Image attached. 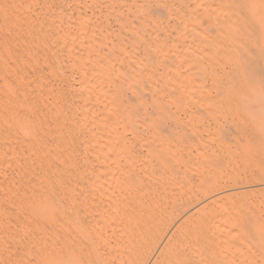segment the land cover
Returning a JSON list of instances; mask_svg holds the SVG:
<instances>
[{
  "label": "bare ground",
  "instance_id": "1",
  "mask_svg": "<svg viewBox=\"0 0 264 264\" xmlns=\"http://www.w3.org/2000/svg\"><path fill=\"white\" fill-rule=\"evenodd\" d=\"M38 1L0 0V236L4 231L11 236L8 226H14L18 220L11 222L19 217L31 222L32 218H49L55 213L54 207L58 206L57 211L63 206L68 208V223H73L71 230L66 227L68 233L64 232L70 233L71 239L65 234L68 241L61 239L63 245H54L50 251L41 247L44 250L39 253L33 250L31 257L36 255V264H149L173 229L153 264H213L211 254L232 250L228 242L237 239L231 241L233 235L251 234L242 229L241 233L236 232L238 221L234 216L238 213L231 211L233 216L228 211L232 217L225 209L228 207L224 201L234 195L231 191L221 192L226 182L221 167L227 156L235 160L242 155L243 163L252 167L255 164L250 163L249 157L262 159L259 164L264 160V0H154L155 7L152 0H71L77 17H69L68 12V16L59 12L60 16L52 17L56 22L53 20L51 27L56 34L51 37L56 44L50 43V49L61 48L69 63L65 67L69 66L78 78L79 89L73 96L78 103L72 118L69 110L73 106L68 109L65 99L64 103L55 98L60 92L54 94L58 87H54L55 91L49 87L46 77L43 79L45 72L39 76V69L38 78L33 79L38 65H42L35 58L41 57L40 47H46L47 42L43 34H35L33 22L24 18L30 17L31 7L42 5ZM51 5L54 8L56 3ZM36 8L32 10L35 12ZM99 9L107 13L104 21L110 17L117 22V32H112L115 35H111V30L93 27L90 17L94 15L98 20L100 17L95 16L100 14ZM88 10L92 16H87ZM51 12L49 16L56 11ZM48 25L41 29L50 30ZM33 33L38 36L36 40L31 39ZM23 38H30L36 45L29 43L20 54H13L9 48L24 44ZM46 49L50 50H43ZM57 50L54 48L51 53ZM54 54L45 56L44 62L61 59L55 57L58 52ZM46 68L52 75L48 74V78L63 79L58 78V68L49 71L47 64ZM239 76L246 82L243 91L252 94L249 109L246 106L247 116L235 122L242 135L239 141L245 142L246 147L228 139L232 134L229 130L236 127L221 121L227 102L208 94L213 90L218 95L235 92ZM206 79L209 84H205ZM198 102L213 115L217 113L214 131L204 130L206 134L201 135L196 130V134L191 128L193 122L191 125L188 120L179 123L182 131L178 138L158 132L156 126L160 128L166 121L178 124L177 111ZM214 107L221 110L215 108L214 112ZM172 109L173 113L165 115ZM134 125L153 129L144 143L146 153L139 156L143 155V160L138 155L134 157L131 147L125 145L124 132ZM218 131H229L230 137L217 135ZM138 135L134 132L132 137L139 138ZM211 172H215L210 176L214 178L209 177ZM238 179L234 174L228 182L236 184ZM234 191L236 197L239 190ZM235 203L242 209L239 202ZM196 205L198 210L186 217V212ZM63 208L58 211L60 215L64 214ZM22 222L17 225L23 226ZM66 222L62 223L63 230ZM241 223L237 224L244 228ZM26 227L25 230L30 229ZM22 229V234L17 230L20 235H24ZM54 253L56 256L51 259L49 254ZM28 260L24 264H30Z\"/></svg>",
  "mask_w": 264,
  "mask_h": 264
},
{
  "label": "rangeland",
  "instance_id": "2",
  "mask_svg": "<svg viewBox=\"0 0 264 264\" xmlns=\"http://www.w3.org/2000/svg\"><path fill=\"white\" fill-rule=\"evenodd\" d=\"M39 1H41L40 2V4H42V5H40V7H42V8H44L43 10H42V8H41V10L40 9H38V8H40V7H38V8H36V6L35 7H31L29 10H31V12L29 11H27L29 14L28 15H30V17L28 16V17H26V18H24L25 20H27V22L28 23H30L31 22V24H32V22H33V26H32V28H33V31L35 32V34L36 35H39V34H43V35H41L42 37L43 36H45L44 37V39L46 38V42H47V46L46 47H40V49L42 50L39 54H41V57H40V55L39 56H37L35 59L36 60H41V62L38 60V62H39V64L41 65H43L44 67H42V69L44 68V70H42L41 69V66H39L38 65V70H37V74H35V76H34V78L33 79H37L38 78V73L40 74L39 76H44L45 74V76L43 77V79L45 78V81H47L46 83H48V85H49V87H51L52 86V88L54 89V91L56 90L55 88H57L58 90H56V92H54V94H56L57 95V93L58 92H60L58 95H60L59 97H61V98H59L58 97V95L55 97L56 99H61V100H63V102L66 100V105H68L67 107H68V109L69 108H71L70 106H73V109L70 111L69 110V112H71V114L69 113V116L70 115H72L73 116V114H74V112L73 111H75V108H76V105L75 104H77L78 103V101H76L74 98L77 96V90L79 89V84L77 83L78 82V78H77V75L75 74V73H73L69 68V66H68V68L67 67H65V64L66 65H69V63L67 64V59H66V57H64L65 56V54H64V52L61 50V48L58 46V47H55V46H53V50H51L52 49V45L50 44V43H54V45L56 44L55 42H54V40H52V37H51V35H55L56 34V31H54V28L53 27H51V25L53 26V24L56 22L54 19V15H56V16H60L61 14V12H63V13H71V15H69L68 13L66 14L67 16L69 15V17L71 16L72 18H76L77 17V12H75V10L73 9V4H72V2L73 1H69V0H60V2H59V0H56V1H58V3H59V5H57L58 3L55 1V0H51V2H50V0L48 1V0H39ZM38 1V2H39ZM46 1V2H45ZM48 1V2H47ZM54 1V2H53ZM62 1V2H61ZM53 2V3H52ZM153 2H154V0H152V4H153ZM46 3H48L49 5H51V4H54L55 5V3H56V7L54 6V8H51L53 5H51V6H49L48 4H46ZM155 3V2H154ZM43 4H44V6H43ZM61 4V5H60ZM156 4V3H155ZM46 5H48L46 8H45V6ZM67 6V7H69V6H71V8L69 7V8H62L63 6ZM60 6V7H59ZM153 7H155V5L153 4L152 5ZM48 7H50L49 8V10H48ZM34 8H36V10H35V12H34V10H32V9H34ZM59 8V10H57ZM62 8V9H61ZM54 9H55V13H52V12H54ZM69 9V10H68ZM71 9V10H70ZM46 10L47 11H49V12H51V10H52V16L50 17L49 16V12L48 13H45L46 12ZM61 10V11H60ZM64 10V11H63ZM67 10V11H66ZM100 10V14L99 13H97V12H99L98 10L96 11V15L97 16H95V17H100V18H98V20H96L95 18H94V15H93V13H92V15H91V12H90V10H88V12L86 13L87 14V16H92V17H90L91 19H92V21H93V27L95 28L96 27V29H98V30H107V31H109V30H111L110 32L112 33L114 30H115V28L117 29V26H118V24H117V22H115V20L113 19H111L110 17H108V21L106 20V21H104L107 17V13L105 12V9H99ZM40 11V12H39ZM45 11V12H44ZM102 11V12H101ZM45 13V18H43L44 16V14L43 13ZM58 12V13H57ZM60 12V13H59ZM75 12V13H74ZM40 13V14H39ZM103 13V15L105 16H103V15H101ZM33 14V16H31ZM35 14V15H34ZM39 14V19L40 20H42L43 21V19H44V21L45 20H48V22L46 23V21L43 23L42 21H40V23H39V21H37L38 20V18H37V15ZM41 15V16H40ZM63 15V14H62ZM65 15V14H64ZM100 15V16H99ZM34 16H35V18H37V19H35L34 18ZM43 16V17H42ZM48 16V18L49 19H47L46 17ZM104 18H103V17ZM24 17H25V15H24ZM40 17H42V18H40ZM52 17L54 18L53 20L55 21V22H53V20H52ZM34 20H36V21H34ZM103 18V19H102ZM29 19V20H28ZM31 20V21H30ZM51 21V24H50V21ZM100 20V21H99ZM95 21H97V22H95ZM104 21V22H103ZM107 22H109L110 24H108ZM115 22V23H114ZM34 23H37V24H34ZM99 23H100V25H102L103 26V29H102V27L99 25ZM102 23V24H101ZM105 23V24H104ZM30 24V25H31ZM39 24H41L40 26H41V28L44 26H46V24L51 28L50 30H48L49 28L47 27V31L45 32V30H46V28L44 29H41V28H38L39 27ZM96 24V25H95ZM107 24V26L108 25H110L111 27H108L107 28V26H105ZM112 24V25H111ZM43 25V26H42ZM116 25V26H115ZM37 26V27H36ZM97 27H99V28H97ZM34 28H35V30H34ZM38 29V31H37V29ZM53 28V29H52ZM105 28V29H104ZM112 28V29H111ZM44 30V32L42 33V31ZM37 32H39V34H37ZM41 32V33H40ZM47 32H48V35H46L47 34ZM109 32V33H110ZM116 32H117V30H115L113 33H115L116 34ZM55 33V34H54ZM111 34V35H115V34ZM34 33H33V35H35ZM45 34V35H44ZM33 36V38H31V39H34L35 37H38V36ZM21 36V35H20ZM26 36H28V34L26 35ZM40 36V35H39ZM49 37V38H48ZM51 37V38H50ZM115 37L114 36H112V40L114 39ZM25 39H27V40H25ZM23 38L21 41L23 42L24 41V44H22L23 45V47H22V45H20L19 47L18 46H11V48H9V50L12 52L13 51V54H20V51H22V49L24 50L25 49V47L27 48V46L28 45H30V46H32V44H33V46L34 45H36L35 43V41H31L30 40V38ZM37 38H35V40H36ZM10 41H12V39L10 38ZM25 41H26V43H25ZM28 41V42H27ZM31 41V42H30ZM48 41H50V42H48ZM33 42H35V43H33ZM30 43V44H29ZM50 44V45H49ZM29 47V46H28ZM49 47V49L51 50V51H54V48H56V50H57V48H59L60 50H57V51H55V52H52L53 54L55 53V54H57V52H58V56L57 55H55V57H59V58H61L60 60L59 59H57L56 58V60L57 61H59V63L61 64H59V63H57V61L55 62V61H53V60H49V61H46V62H44L45 61V56H47V55H49V51L50 50H48V49H46V50H43L44 48H48ZM43 51H44V53H45V51H46V55H44V53H43ZM51 51H50V55L52 54L51 53ZM60 51V52H59ZM42 53H43V55H42ZM48 53V54H47ZM59 53H61V56H60V54ZM49 55V56H50ZM43 56V57H42ZM53 56V55H52ZM41 59H40V58ZM45 57V58H44ZM54 57V56H53ZM62 57H63V60H62ZM66 60H65V59ZM43 59V60H42ZM52 61V62H51ZM62 61V62H61ZM66 61V62H65ZM50 64H49V63ZM64 62V63H63ZM47 64V66L49 67L48 69H49V71L51 70L52 71V69H54L53 67H56V68H58L57 69V71H58V75H56V76H58V78H63V79H56L57 77H55V76H53V77H50V78H52V79H50V78H48L49 77V75H51V72H48V70H47V68H46V64ZM56 64H58V65H56ZM64 64V67L62 66ZM53 65V66H52ZM61 66V67H60ZM40 67V68H39ZM46 68V69H45ZM55 68V69H56ZM63 68V69H62ZM65 68V69H64ZM39 69L41 70V71H39ZM62 69V70H61ZM70 70L72 73H70L68 70ZM60 70H61V72H60ZM65 70V71H64ZM39 71V72H38ZM62 71H63V74H62ZM44 73L45 72V74H42V73ZM42 74V75H41ZM49 74V75H48ZM72 74V75H71ZM48 75V76H47ZM65 75V76H64ZM52 76V75H51ZM63 76V77H62ZM70 76H72L73 78L71 79V77ZM37 77V78H36ZM50 79V80H49ZM56 79V80H55ZM48 80H49V82L51 83H49L48 82ZM51 80H52V82H51ZM53 80H55L56 82H55V84H54V81ZM223 80V83H226V79L224 78V79H222ZM205 81H207V79L205 80ZM209 81V80H208ZM207 81V82H208ZM236 81H237V90L235 91V92H231V91H227V93L228 94H221V95H218L214 90H213V92L212 93H208L209 94V96L211 97V98H220V99H224V101L225 102H227L226 104H225V110L223 111L222 110V116H224V118H223V120H225V122H223V120L221 119V121H222V123L223 124H227V125H234L235 126V122L237 121H239L240 119H241V117H243V116H247V111H246V106H247V104H248V106H247V109H249V107H250V103H249V98H251L252 97V94H250V93H245V91H243V88L246 86V82L243 80V78H242V76H239L238 78H236ZM205 83V84H209V82L208 83ZM62 83V84H61ZM53 84V85H52ZM73 84V85H72ZM55 85V86H54ZM62 85V86H61ZM72 86V87H71ZM55 87V88H54ZM238 87H239V89H238ZM63 89V91L62 90H60V89ZM70 89V90H69ZM77 89V90H76ZM76 90V91H75ZM63 93H62V92ZM242 92L241 94H240V92ZM65 92V93H64ZM218 95V97L216 96V94ZM236 93V94H235ZM62 94H64V95H62ZM66 95V96H65ZM75 95V97H73ZM62 96H65V97H62ZM209 97V98H210ZM67 98V99H66ZM70 98H72V99H70ZM65 99V100H64ZM69 102H68V101ZM71 100V101H70ZM77 100H79L78 98H77ZM248 100V101H247ZM242 101H245L244 103L242 102ZM72 103L73 104V102H74V104L72 105L71 103L70 104H68V103ZM77 102V103H76ZM200 104V102H198L197 103V105H195V106H197V108L195 109L194 107H191V108H185V110H183V109H181V110H176L178 113H176V115L177 116H180L177 120H178V124H177V122L176 123H174V124H172L173 122H171V123H168V122H170V121H166V122H164L165 123V125H164V123L162 124V125H160V128H159V126H156V128L159 130L158 132H160L162 135L163 134H165V133H167V134H169V135H174V137L175 138H178V134H180V131H182V128L179 126V123H180V125H181V123H185V122H188V120H190V124H191V122H193L191 125V128L193 129V130H195V133L196 134H198L197 132H199L201 135H205L206 134V132L205 133H203L204 132V130H209V131H214V128H213V126L215 127V120H214V117H216L217 116V113L215 114V115H213V113L210 111V110H208V109H206L205 110V108H204V106H203V104L202 105H199ZM74 105H75V107H74ZM202 108H201V107ZM198 107H199V109H198ZM217 109V107H214V109H213V111L215 112V110ZM220 108V107H219ZM242 108V109H241ZM188 109H190V110H188ZM204 109V110H203ZM224 109V108H223ZM188 110V111H187ZM192 110V111H191ZM217 110H219V109H217ZM221 110V109H220ZM219 110V111H220ZM175 110L174 109H172L170 112L168 111V112H166L165 113V115H167V116H169L171 113H173ZM184 111H186V113L184 112ZM205 111V112H204ZM201 112V113H200ZM73 113V114H72ZM168 113V114H167ZM170 113V114H169ZM188 113V114H187ZM195 114V115H194ZM225 114V115H224ZM141 115V114H140ZM189 115H190V119H189ZM192 115V116H191ZM209 115H211V116H209ZM212 115H213V119H212ZM204 116V117H203ZM71 117V116H70ZM199 117H201V118H199ZM209 117H210V119H209ZM226 117V118H225ZM72 118V117H71ZM202 118H203V120H202ZM227 118H229V119H227ZM231 118V119H230ZM207 119V120H206ZM216 119V118H215ZM201 120H202V122H203V124H202V122H201ZM205 120V121H204ZM231 121L230 123H229V121ZM235 120V121H234ZM208 121V122H207ZM228 121V123H226ZM171 124V125H170ZM208 124H209V126H208ZM174 125V126H173ZM203 125H204V127L206 128H204L203 127ZM142 125H134V127H130V128H132L133 129V131H125L124 133V135L126 136V140H125V145H126V147L127 148H129L130 149V147H131V150H130V152H131V154L134 156V157H136L137 155V157H139L140 156V154H145L146 153V149H145V146H144V143H145V145L147 144L146 143V139L147 138H149V136H151L150 134L153 132V129L151 128V127H148V128H150V130H147V128L145 129L144 127H141ZM172 126V127H171ZM176 126H179V127H176ZM155 127V126H154ZM153 127V128H154ZM236 127V130H229L228 131V133H229V135L231 136H229V135H227L228 133H227V131H226V134H225V132H222V134H220V132L218 131L217 132V135H218V133H219V135H223V136H226L227 138H228V136L230 137V138H228V139H230L231 140V142L232 141H234L233 143H234V145H235V143H239V145H241L242 147H246V143L245 142H242V141H239L240 140V137L239 136H242L241 134H240V129H239V127L238 126H235ZM148 132H144V129ZM177 129V130H176ZM239 129V130H238ZM193 130H191V131H193ZM196 130H197V132H196ZM120 131H122V129L120 130ZM151 133H150V132ZM190 131V132H191ZM134 132H136L137 133V135L139 136V138H137V137H132V136H134ZM164 132V133H163ZM189 132V133H190ZM194 132V131H193ZM216 132V131H215ZM192 133V132H191ZM203 133V134H202ZM166 135V134H165ZM232 135L234 136V137H232ZM143 136V137H142ZM142 137V138H141ZM141 138V139H140ZM234 140H233V139ZM135 139H139V142L143 139H145V142L144 141H141L140 143L138 142V141H136ZM237 139V140H236ZM127 141V142H126ZM235 141H237V142H235ZM244 144V145H243ZM129 145V146H128ZM134 145V146H133ZM143 145V146H142ZM233 145V146H234ZM143 147V148H142ZM235 147V146H234ZM132 148H133V150H132ZM135 149V150H134ZM140 149V150H139ZM143 152V153H142ZM83 153V152H82ZM136 153V154H135ZM238 153H240V152H238ZM131 155V156H132ZM143 155L141 156V157H139V159H141V160H143ZM245 155H247V156H249V152H246L245 153ZM132 156V157H133ZM241 157V158H240ZM237 156L236 157V159L234 160V158H232L231 159V157L229 156H227V157H225V159H224V162L222 163L223 164V166L221 167V169L222 168H224V170L222 169H220L222 172H221V174L222 175H224V179H225V183H224V185L222 184V187H224V188H222L221 187V192H229V191H231L232 193H231V195H234L235 196V191L234 190H239L237 193H236V195L238 196H236L237 198H240V199H238V200H236V197H234V196H231L230 198L232 199V200H235V202H239V204H240V206H241V208L243 209L244 208V210L245 211H242V209H240V207H237V206H239L238 205V203H235L234 201H232L231 199H229V198H226L227 200H223L224 202H227V203H225V207H228V208H225L226 209V211H227V213H228V211L229 212H234L235 214L236 213H238L237 215L239 216V213H240V211L242 212L241 214L242 215H240L239 217L237 216V215H235L234 216V213H232L231 212V214L235 217V218H237V219H235V220H237L238 222L237 223H241V221H242V223L240 224V225H242L244 228H240V226L237 224V223H235V225L236 226H238V228H237V230H236V232H239V233H241L242 232V230H243V232H244V230H245V232H247L248 234H250V235H247V234H245L244 235V233H241V234H238V235H240L239 237L238 236H236V234L235 235H233L234 237H232V238H230L231 239V241L233 240H235L236 239V237H237V239H238V241H234V242H230L228 239H227V241H229L228 242V248H231L232 250L231 251H229L228 249H226V250H223L224 252H215V254H211V259H212V263L213 264H264V160L261 162V164H259L258 163V161H260V160H262V159H260L259 158V160H258V158H256V159H254V157H249V161H250V163L251 162H253L254 161V164H255V166H251V165H246V164H244L243 163V157H242V155L241 156ZM251 158H253V159H251ZM138 159V160H139ZM241 162H240V161ZM124 163V162H123ZM229 163H230V165H229ZM233 163V164H232ZM235 163V164H234ZM238 165V166H237ZM258 165V166H257ZM236 168H235V167ZM249 166V167H248ZM238 167V168H237ZM258 167V170L259 171H257V169L255 170V168H257ZM244 168V169H243ZM230 169V170H229ZM239 171H240V173H239ZM242 171V172H241ZM246 172V173H245ZM215 172H211L210 173V175H209V177L210 176H214V175H212V174H214ZM226 173V174H225ZM238 173V174H237ZM243 173V174H242ZM261 173V176L259 175ZM237 175V178L239 177V179H238V182H239V184H238V182L235 184V182H231V181H229L228 182V179H229V177L231 178V176L232 175ZM255 174V175H254ZM239 175V176H238ZM263 175V176H262ZM229 176V177H228ZM210 178H214V177H210ZM241 181V182H240ZM246 182H248V183H246ZM230 188H231V190H230ZM233 191H234V194H233ZM238 193H239V195H240V197H239V195H238ZM250 193V194H249ZM255 193V194H254ZM242 197V198H241ZM244 197V198H243ZM243 203V204H241L240 203V201ZM243 200V201H242ZM229 201V202H228ZM232 202H234V203H232ZM228 204H230L232 207H236V208H238L237 210H235V209H233L230 205H228ZM245 204V205H244ZM237 205V206H236ZM197 206V207H196ZM196 206H194V207H192L191 209H190V211H187L186 212V217L187 216H190V215H192V214H194L197 210H198V205H196ZM230 206V207H229ZM64 207H67V206H64ZM258 207V208H257ZM58 208V206H56V207H54L53 208V211L55 212L54 214H51L50 215V217L49 218H32V222L30 221V219H26V218H23L22 219V217H19V218H17L15 221H12L11 223L12 224H14L17 220V223H15L14 224V226H12V225H10V223H7L6 225H10V226H8L10 229L8 230L10 233H8V235L10 234L11 236H6L7 234V231L5 232L4 231V233L5 234H1L2 236H0V249H7L6 251L5 250H1V252H0V254H4V256L3 255H0V258H1V256H2V258H1V261L0 262H7V261H12V262H14V264H19V263H17V262H21V261H23V264H24V262L26 261V260H28V258L30 259L31 258V260L32 261H34V259H35V256H33V257H31L32 255H34V252H32L33 250L34 251H36L37 250V252L36 253H39V251H41V250H44V249H41V247L42 248H48V250L47 251H50V249L49 248H52V247H54V245H57V246H59V245H63L64 243L63 242H67L69 239H71V237L69 236V234L67 235L66 233H68V231L67 230H71V226H72V222H70V223H68V219H69V216H68V208L66 209V208H63V206L61 207H59V209H61V211L58 209L57 211H56V209ZM62 208L63 209H65L64 211H66V212H64L63 211V213L64 214H62L61 213V215H60V212H62ZM230 208V209H229ZM233 210H232V209ZM260 208V209H259ZM239 209H240V211H239ZM189 210V209H188ZM58 211H60V212H58ZM226 211H225V213H226ZM237 211V212H236ZM251 212V213H250ZM192 213V214H191ZM245 213H246V215H245ZM66 214H67V216H66ZM228 214H230V213H228ZM230 214V215H231ZM66 217H68V218H66ZM231 215V216H232ZM65 217V219H64V217ZM232 216V217H233ZM237 216V217H236ZM244 216V217H243ZM258 216V217H257ZM59 217V218H58ZM243 219H242V218ZM62 218V219H61ZM238 218H240V219H238ZM33 219H34V221H33ZM21 220V221H20ZM27 221L28 222V220L30 221V223L28 222V223H26V222H22V221ZM62 220H65V222L67 223L66 224V226L64 227V230H66L67 228L66 227H68L69 229H67L66 231H64L63 230V224L65 225V222L64 221H62ZM247 222H246V221ZM38 221V222H37ZM70 221H71V219H70ZM14 222V223H13ZM18 222H22L23 223V226H22V224H21V226L19 227L17 224H18ZM236 222V221H235ZM244 222H246V223H244ZM19 223V224H20ZM63 223V224H62ZM248 223H253L252 225L251 224H248ZM28 224V225H27ZM38 224V225H37ZM70 226H69V225ZM245 224H247V226L245 227L244 225ZM27 227H26V226ZM68 225V226H67ZM30 226V227H29ZM59 228H58V227ZM12 227V228H11ZM19 227V228H18ZM26 227V229H29V230H25L24 228ZM32 227V228H31ZM250 227V228H249ZM23 228V229H22ZM245 228H249L250 230H251V228H252V230H251V232H250V230L248 229H245ZM11 229H16V233H15V231L13 232V230H11ZM21 229L22 230H24L25 232L27 231H29L28 232V234H30V235H28L27 233H25L24 231V235H20L18 232H20L21 231ZM31 229H33L32 231H33V233L34 232H36V233H31L30 232V230ZM35 229V230H34ZM242 229V230H241ZM17 230H19L18 232H17ZM38 232H37V231ZM174 230V229H173ZM173 230L172 231H170V233L167 235V237H166V239H165V241L162 243L163 245L165 244V242L167 241V239L171 236V234H172V232H173ZM241 230V231H240ZM55 231V232H54ZM22 232V231H21ZM20 232V233H21ZM42 233V234H39V233ZM64 232H66L65 234L67 235V238H68V240L66 239V235L64 234ZM235 232V233H236ZM253 232V233H252ZM13 233V234H12ZM14 233H15V235H14ZM17 233L19 234V235H17ZM45 235H44V234ZM61 235H60V234ZM22 234V233H21ZM25 234H27V235H25ZM31 234H32V236H31ZM47 234H48V236H47ZM51 236H50V235ZM244 235V236H243ZM247 235V236H246ZM6 236V237H5ZM19 236V237H18ZM46 236V237H45ZM61 236H63V237H61ZM70 238H69V237ZM243 236V237H242ZM254 236V237H253ZM11 237V238H10ZM15 237V238H14ZM24 237V238H23ZM35 237V238H34ZM242 237V238H241ZM245 237V238H244ZM4 238V239H3ZM53 238V239H52ZM64 238L66 239L65 241H64ZM241 238V240H239ZM244 238V239H243ZM8 241H6V240ZM13 239V240H12ZM63 240V242H62V240ZM5 240V242H7L6 244H5V242H3ZM29 240V241H28ZM31 240V241H30ZM61 240V241H60ZM245 240V241H244ZM19 241V242H18ZM53 242V244H52V242ZM18 242V243H17ZM29 242L31 243V244H29ZM57 242V243H56ZM63 244H62V243ZM246 242V243H245ZM12 243V244H11ZM15 243V244H14ZM26 243V244H25ZM38 243V244H37ZM48 243V244H47ZM56 243V244H55ZM1 244H3V246L1 245ZM33 244V245H32ZM34 244H36V246L37 245H39V247L40 248H38V246H37V248L34 246ZM45 244V245H44ZM229 244H232L231 246H233V247H230V245ZM248 244V245H247ZM10 245V246H9ZM29 245V246H28ZM44 245V246H43ZM48 245V246H47ZM163 245H161V247L159 248L160 250H157L156 252H155V254L153 255V259L151 258V260H150V263L149 264H153V262L156 260V258L158 257V254H159V252L161 251V249L163 248ZM237 246V249L235 250L234 248H236V246ZM240 245V246H239ZM5 246V247H4ZM25 246V247H24ZM47 246V247H46ZM247 246H249V247H247ZM13 247V248H12ZM15 247H17V248H15ZM32 247H34V249L32 248ZM61 247V246H60ZM31 248H32V250H31ZM242 250H240V249ZM250 248V249H249ZM30 249V250H29ZM36 249V250H35ZM41 249V250H40ZM11 250V251H10ZM13 250V251H12ZM39 250V251H38ZM237 250H238V252H237ZM7 251H9L10 253H8ZM24 251V252H23ZM30 251H31V253H30ZM235 251V252H234ZM240 251V252H239ZM5 252V253H4ZM226 252H227V254H226ZM229 252V253H228ZM247 252V253H246ZM158 253V254H157ZM222 253V254H221ZM233 253L234 254H236V255H233ZM22 254V255H21ZM32 254V255H31ZM231 254V255H230ZM14 257H12V256ZM30 255V256H29ZM54 255V256H53ZM221 255V256H220ZM247 255L249 256V257H247ZM17 256V257H16ZM20 256V257H19ZM22 256V257H21ZM49 256H50V258L51 259H53L56 255H55V253L54 254H49ZM218 256V257H217ZM225 256H226V258H225ZM244 256H246V257H244ZM10 257V258H9ZM223 257V258H222ZM16 258V259H15ZM27 258V259H26ZM33 258V259H32ZM215 258V259H214ZM5 259V260H4ZM10 259V260H9ZM12 259V260H11ZM23 259V260H22ZM4 260V261H3ZM25 260V261H24ZM27 261V262H30V264H31V262L32 261ZM223 260V261H222ZM251 260V261H250ZM153 261V262H152ZM226 261V262H225ZM228 262V263H227ZM235 262V263H234ZM4 263V264H5ZM28 264V263H27Z\"/></svg>",
  "mask_w": 264,
  "mask_h": 264
},
{
  "label": "snow or ice",
  "instance_id": "3",
  "mask_svg": "<svg viewBox=\"0 0 264 264\" xmlns=\"http://www.w3.org/2000/svg\"><path fill=\"white\" fill-rule=\"evenodd\" d=\"M6 264H14L12 261H7ZM19 264H23V262H19ZM31 264H36L35 261H32ZM83 264H87V262H83Z\"/></svg>",
  "mask_w": 264,
  "mask_h": 264
}]
</instances>
